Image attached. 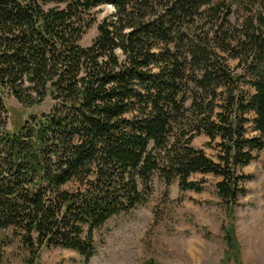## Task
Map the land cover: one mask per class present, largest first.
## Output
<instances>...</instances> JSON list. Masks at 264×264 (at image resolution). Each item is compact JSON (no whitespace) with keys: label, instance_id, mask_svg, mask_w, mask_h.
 I'll list each match as a JSON object with an SVG mask.
<instances>
[{"label":"trees","instance_id":"1","mask_svg":"<svg viewBox=\"0 0 264 264\" xmlns=\"http://www.w3.org/2000/svg\"><path fill=\"white\" fill-rule=\"evenodd\" d=\"M104 6L112 16L81 47ZM3 93L53 106L10 123ZM201 135L214 158L192 145ZM263 149L264 0H0V262L17 241L25 264L43 248L86 264L154 177L201 193L193 177L212 175L224 259L240 264L242 169Z\"/></svg>","mask_w":264,"mask_h":264},{"label":"rangeland","instance_id":"2","mask_svg":"<svg viewBox=\"0 0 264 264\" xmlns=\"http://www.w3.org/2000/svg\"><path fill=\"white\" fill-rule=\"evenodd\" d=\"M112 14L113 9L108 6L94 11L96 22L82 37L81 47H90L97 36V26ZM231 20L235 22L234 17ZM3 99L13 113L10 112V123L47 114L53 106L49 97L29 109H23L8 93H3ZM207 142L208 138L201 135L192 145L214 158ZM242 171L253 178L245 183L247 193L239 199L232 223L240 264H264V149ZM202 179L206 183L201 193H181L176 183L166 187L158 176L154 177L153 193L145 204L114 217L96 233V253L86 264H235L224 259L220 228L229 222L215 193L218 179L212 175L193 177L196 181ZM25 256L26 252L15 241L2 249L0 264H25ZM36 264L85 263L75 252L43 248Z\"/></svg>","mask_w":264,"mask_h":264}]
</instances>
